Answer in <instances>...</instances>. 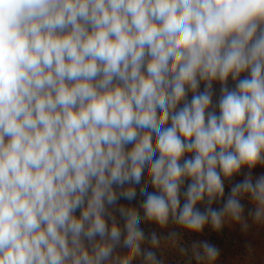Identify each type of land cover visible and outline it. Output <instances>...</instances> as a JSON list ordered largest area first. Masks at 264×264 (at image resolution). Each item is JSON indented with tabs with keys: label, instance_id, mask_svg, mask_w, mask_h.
Listing matches in <instances>:
<instances>
[{
	"label": "clouds",
	"instance_id": "clouds-1",
	"mask_svg": "<svg viewBox=\"0 0 264 264\" xmlns=\"http://www.w3.org/2000/svg\"><path fill=\"white\" fill-rule=\"evenodd\" d=\"M257 165L264 0H0V264H165L162 244L216 264L208 241L141 223L264 227ZM136 186L143 217L117 207Z\"/></svg>",
	"mask_w": 264,
	"mask_h": 264
},
{
	"label": "trees",
	"instance_id": "trees-1",
	"mask_svg": "<svg viewBox=\"0 0 264 264\" xmlns=\"http://www.w3.org/2000/svg\"><path fill=\"white\" fill-rule=\"evenodd\" d=\"M229 88H233L234 86L228 80ZM220 83H213V103L216 104L218 102L220 96ZM204 84L203 82L200 85V91H203ZM192 96V93H188V97ZM217 114H219V109H216ZM128 147H131L129 145ZM245 168H242L241 173L235 175L231 181H225V198L227 197L231 186L239 181L244 179V174H246ZM264 174V165L260 167L259 170L252 173L253 178L258 177L259 175ZM187 187V183H184L182 188ZM115 188V186H114ZM137 188V198L128 201L126 199L121 198L118 201L117 207L119 205H123L125 207H133L136 208L139 214L143 217V209L140 208V204L143 202L144 197L139 195V186ZM181 188V193L184 190ZM149 192H155L156 189L149 184L148 185ZM181 206L184 203V196L181 194L180 196ZM241 203L245 206L244 216L249 220L251 224V219L248 217V210L253 208V205L246 199H242ZM223 200L219 202H214L212 207L218 208L222 206ZM206 205L204 203L197 204V208L201 210L204 209ZM79 215V212L76 213ZM117 220L121 225H123V220L119 217V213L116 212ZM109 223H111L109 221ZM141 228L144 230L146 237L150 236V234L155 231L158 236L166 237L170 231H176L179 233L180 239L186 247H190V245L195 241H208L209 243L217 246L220 249V256L216 262V264H264V227H257L253 225L248 232H242L239 224H226L221 231H214L210 225L205 226L203 232L195 233L185 230L178 225L169 223L166 228H160L154 222L143 221L141 223ZM143 247H150L147 243L143 245ZM156 252L157 257L159 259H163L165 264H186V258H182L177 251L174 249L165 247L163 244L158 249H152ZM121 252H125V249H120ZM135 264H139V261H136ZM192 264H195V261H192Z\"/></svg>",
	"mask_w": 264,
	"mask_h": 264
},
{
	"label": "rangeland",
	"instance_id": "rangeland-1",
	"mask_svg": "<svg viewBox=\"0 0 264 264\" xmlns=\"http://www.w3.org/2000/svg\"><path fill=\"white\" fill-rule=\"evenodd\" d=\"M246 75H248V74H247V73H243L242 76H241V78H243V76H246ZM229 82H231V84H232L233 86H235V84H234V82L232 81L231 77H229ZM188 99L190 100V99H191V96H189ZM157 155H158V154H157ZM190 156H191V154H185V158L190 157ZM181 162H183V158H182ZM261 166H263V165H257L255 168H253V169L251 170L252 173L255 172V171H257V170H259ZM245 170H246V172H248L247 167H245ZM185 183H187V184L190 183V180H186ZM182 190H185V187H183Z\"/></svg>",
	"mask_w": 264,
	"mask_h": 264
}]
</instances>
